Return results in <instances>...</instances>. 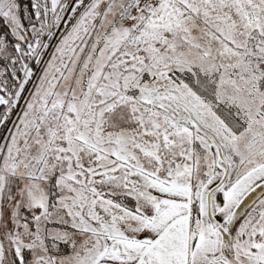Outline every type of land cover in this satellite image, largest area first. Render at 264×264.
Here are the masks:
<instances>
[{"label":"snow or ice","instance_id":"snow-or-ice-1","mask_svg":"<svg viewBox=\"0 0 264 264\" xmlns=\"http://www.w3.org/2000/svg\"><path fill=\"white\" fill-rule=\"evenodd\" d=\"M0 264H264V0H0Z\"/></svg>","mask_w":264,"mask_h":264}]
</instances>
